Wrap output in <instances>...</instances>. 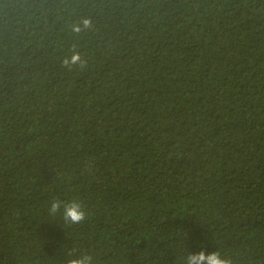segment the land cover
Masks as SVG:
<instances>
[{"label":"trees","instance_id":"trees-1","mask_svg":"<svg viewBox=\"0 0 264 264\" xmlns=\"http://www.w3.org/2000/svg\"><path fill=\"white\" fill-rule=\"evenodd\" d=\"M216 249L264 264V0H0V264Z\"/></svg>","mask_w":264,"mask_h":264},{"label":"clouds","instance_id":"clouds-1","mask_svg":"<svg viewBox=\"0 0 264 264\" xmlns=\"http://www.w3.org/2000/svg\"><path fill=\"white\" fill-rule=\"evenodd\" d=\"M84 28H90L91 22L88 19L82 21ZM75 32H80L81 27L76 25L73 27ZM64 66L72 68L75 66L85 67V61L78 52H73L70 58H65L63 61ZM49 215L56 217L60 216L64 225H77L83 223L87 219L86 211L82 202L78 199L69 201H62L53 199L48 209ZM67 264H95V258L92 254L81 252L79 254H71V258ZM184 264H234L233 259L220 250L206 252L201 250L196 253H188L185 258Z\"/></svg>","mask_w":264,"mask_h":264}]
</instances>
